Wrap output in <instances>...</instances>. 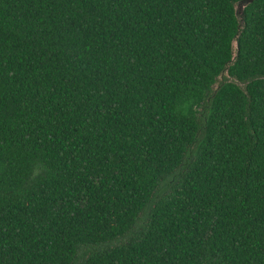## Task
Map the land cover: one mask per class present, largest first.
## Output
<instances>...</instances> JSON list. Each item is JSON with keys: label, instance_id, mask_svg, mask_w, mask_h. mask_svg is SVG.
I'll list each match as a JSON object with an SVG mask.
<instances>
[{"label": "trees", "instance_id": "1", "mask_svg": "<svg viewBox=\"0 0 264 264\" xmlns=\"http://www.w3.org/2000/svg\"><path fill=\"white\" fill-rule=\"evenodd\" d=\"M0 0V264H264V0Z\"/></svg>", "mask_w": 264, "mask_h": 264}, {"label": "water", "instance_id": "2", "mask_svg": "<svg viewBox=\"0 0 264 264\" xmlns=\"http://www.w3.org/2000/svg\"><path fill=\"white\" fill-rule=\"evenodd\" d=\"M254 0H244L242 1L238 6H237V17L242 20V17H243V10L244 8L249 5L251 2H253Z\"/></svg>", "mask_w": 264, "mask_h": 264}]
</instances>
